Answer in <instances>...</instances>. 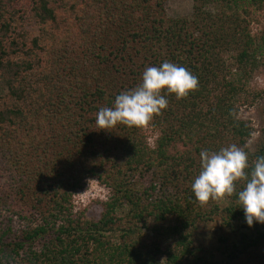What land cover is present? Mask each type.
<instances>
[{"label": "trees", "instance_id": "trees-1", "mask_svg": "<svg viewBox=\"0 0 264 264\" xmlns=\"http://www.w3.org/2000/svg\"><path fill=\"white\" fill-rule=\"evenodd\" d=\"M169 1L0 0V264H264V224H246L235 194L243 182L223 204L191 191L201 150L264 156L239 116L264 65L239 1L264 0H193L188 17H170ZM164 61L198 87L166 95L149 120L154 143L146 123L98 128V110ZM88 179L110 193L98 220L74 211ZM216 220L234 239L196 246L199 226Z\"/></svg>", "mask_w": 264, "mask_h": 264}, {"label": "clouds", "instance_id": "clouds-1", "mask_svg": "<svg viewBox=\"0 0 264 264\" xmlns=\"http://www.w3.org/2000/svg\"><path fill=\"white\" fill-rule=\"evenodd\" d=\"M198 87V80L184 66L164 61L158 66H148L142 81L135 88L116 95L111 107H102L96 113L95 123L100 129L117 124L129 127L147 123L167 107V94L177 99ZM200 170L191 184L194 198L201 204L231 196L238 182H243L236 192L244 221L249 227L264 224V156L249 161V155L236 144L218 151L201 150Z\"/></svg>", "mask_w": 264, "mask_h": 264}, {"label": "rangeland", "instance_id": "rangeland-1", "mask_svg": "<svg viewBox=\"0 0 264 264\" xmlns=\"http://www.w3.org/2000/svg\"><path fill=\"white\" fill-rule=\"evenodd\" d=\"M222 0L216 1L213 8H220ZM193 0H171L167 3V12L170 17L190 16L192 13ZM239 10L241 14L250 22V31L256 39L259 49V57L264 63V2L258 5L253 2L239 1ZM247 11V12H246ZM228 60H231V54L226 55ZM251 90L259 93V96L254 100L252 105H245L240 108L239 116L245 121H249L254 128V133L249 141L248 146L252 151L256 150L259 143L264 138V65L255 72L253 80L250 84ZM9 90L5 83H0V97L4 98L8 95ZM145 131L149 135V141L154 143L157 133L152 132L151 124L148 121L145 126ZM85 188L77 191L73 196V205L75 212L84 211L86 217L90 220H98L103 212L102 202L106 201L110 195L109 190L97 179H88L85 182ZM224 198H220V202H224ZM169 224V223H167ZM16 229L20 230L22 225L15 223ZM237 233L236 228H223L219 220L200 225L196 231L194 242L196 246L205 248H215L218 246V237L221 235L229 236L234 239ZM146 242L155 241L156 232L146 230ZM167 236V235H166ZM167 243L172 242L169 237H165ZM118 239V236H115ZM165 243V245L167 244ZM218 258H221L220 256Z\"/></svg>", "mask_w": 264, "mask_h": 264}]
</instances>
